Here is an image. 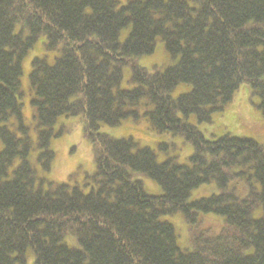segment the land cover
Listing matches in <instances>:
<instances>
[{
	"label": "trees",
	"instance_id": "16d2710c",
	"mask_svg": "<svg viewBox=\"0 0 264 264\" xmlns=\"http://www.w3.org/2000/svg\"><path fill=\"white\" fill-rule=\"evenodd\" d=\"M41 37L56 55L31 60L33 143L20 80ZM157 40L175 62L140 65ZM243 83L264 115V0H0V264L28 250L33 264H264V143L187 121L210 122ZM60 116H78L91 145L87 192L33 167L50 169ZM126 119L188 143L187 162L99 130Z\"/></svg>",
	"mask_w": 264,
	"mask_h": 264
},
{
	"label": "rangeland",
	"instance_id": "374dc122",
	"mask_svg": "<svg viewBox=\"0 0 264 264\" xmlns=\"http://www.w3.org/2000/svg\"><path fill=\"white\" fill-rule=\"evenodd\" d=\"M127 31V28L121 31L120 39L124 38ZM43 40V37L39 38L24 57L22 61L23 73L20 80L23 102L22 118L31 136L34 138L33 143H35L36 135L34 131V108L30 103L33 93L28 81L31 60L34 57L45 56L49 62H52L56 55V51H48L45 49ZM175 60L168 55L161 40L156 41L152 53L139 58L140 65L146 68L153 65L167 66L174 63ZM129 85L125 70L122 86L128 87ZM189 89V84L182 83L176 86L170 94L172 97H176ZM249 90L250 87L246 83L241 84L226 106L221 111L213 113L210 122H197L192 115L187 117V121L197 126L202 131L204 137L209 140H214L225 133H230L236 136L250 137L258 142L264 143V115L250 102ZM60 126H68L69 129L50 140V147L54 151L50 169L47 172H41L37 169L36 158L32 162L33 167L37 170L39 177L43 176L51 181L66 180L68 179V175L73 174L70 183H78L87 192L91 188L92 182L89 175L94 171V163L90 152L91 145L82 133L83 123L78 116H60L54 124V128L57 129ZM99 130L117 138L132 137L136 139L140 144L154 149L156 158L160 161L171 157L175 158L177 162L184 163L187 162L188 156L192 151V147L188 143H184L179 137L156 133L150 129L148 122L144 119L138 121L126 119L116 126L101 124ZM31 154L34 158L37 150H32ZM140 180H142V177ZM142 181L146 187L150 185V193L160 192L159 185L154 181L148 178H143ZM209 193L204 192L201 196H207ZM175 223L178 228V242H180L182 247H185V237L187 236L185 224L183 225L179 218L175 219ZM26 264H33L31 250H28L26 253Z\"/></svg>",
	"mask_w": 264,
	"mask_h": 264
}]
</instances>
